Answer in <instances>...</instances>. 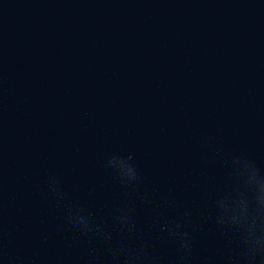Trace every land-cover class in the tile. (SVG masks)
Here are the masks:
<instances>
[{"label":"clouds","instance_id":"clouds-1","mask_svg":"<svg viewBox=\"0 0 264 264\" xmlns=\"http://www.w3.org/2000/svg\"><path fill=\"white\" fill-rule=\"evenodd\" d=\"M202 143L211 157L225 167L230 179L226 190L213 199L210 219L218 234L234 243L237 251L219 257L217 264H264V169L254 159L225 149L213 136L204 137ZM104 166L111 170L114 182L124 189L126 197L113 209L110 225L97 220L77 203H65L70 198L61 180L56 176L48 177V200L64 207L62 221L55 227L56 234L71 229L76 234L75 244L86 241L92 246L85 264H192L196 233L204 225L187 212L178 211L179 218L172 220L165 211L152 207L155 193L142 188L143 176L134 162V154L110 155ZM137 203L149 213L150 231L155 230L173 245L171 260L154 251L148 239L150 232L145 233L139 227ZM176 207L175 201L161 202V209ZM43 239L47 242L49 235L45 234ZM97 242L104 248H96ZM4 258L0 243V259ZM201 264H213V261L204 257Z\"/></svg>","mask_w":264,"mask_h":264}]
</instances>
